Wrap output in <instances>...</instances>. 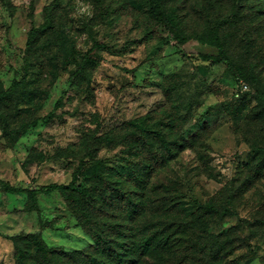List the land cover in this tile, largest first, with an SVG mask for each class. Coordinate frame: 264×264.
I'll use <instances>...</instances> for the list:
<instances>
[{
  "label": "rangeland",
  "instance_id": "374dc122",
  "mask_svg": "<svg viewBox=\"0 0 264 264\" xmlns=\"http://www.w3.org/2000/svg\"><path fill=\"white\" fill-rule=\"evenodd\" d=\"M153 1L0 0V93L19 83L0 99V264H20L21 251L27 264H84L76 253L89 254L96 243L59 193L33 198L1 182L66 185L92 155L106 167L102 178L77 183L91 192L92 208L103 207L92 213L124 222V200L100 202L110 183L135 197L155 189L138 219L149 223L163 194H174L187 217L250 163L245 138L262 136L264 125L255 98L264 99V20L245 6L241 20L220 31L231 66L245 75L236 77L204 61L218 52L200 42L228 16L229 0H157L159 16ZM105 135L110 146L98 144ZM241 190L234 189L237 215L208 217L206 230L221 236L220 246L237 244L221 264H262L264 226L252 224L264 219V179ZM33 233L73 256L36 255L18 238ZM190 256L187 264H203L199 254ZM168 258L165 264H175L179 255Z\"/></svg>",
  "mask_w": 264,
  "mask_h": 264
},
{
  "label": "trees",
  "instance_id": "16d2710c",
  "mask_svg": "<svg viewBox=\"0 0 264 264\" xmlns=\"http://www.w3.org/2000/svg\"><path fill=\"white\" fill-rule=\"evenodd\" d=\"M230 13L221 19H216L207 35L200 37V42L213 46L218 55L216 58L204 56V61L210 64H223L232 71L236 77H245L236 72L231 66V61L227 57L220 38V31L225 26H232L241 20V14L245 6H247L254 19L260 23L264 20V0H229ZM152 9L156 10L159 4L153 1ZM159 16L158 10L154 12ZM50 17L48 16V21ZM160 20L170 29L173 28L171 18L161 16ZM264 24V23H262ZM92 63V60L88 61ZM254 82L252 81V84ZM19 83L14 84L8 91L0 93V99L9 97ZM258 100V112L256 115L264 120V99L261 93L255 96ZM262 136L253 134L251 138H245L250 153L251 161L240 172L238 177H234L223 188V192L217 193L207 200L199 209L187 216L181 217L179 208L176 203V196L171 193H165L156 202L155 211L158 213L156 218L149 223L138 222V219L148 209L152 202L146 198L147 193L155 192L142 191L137 197L131 193L122 192L117 183L107 185V190L103 192L100 202L102 205L110 202L112 198H119L117 204L122 200L125 201L124 216L122 221L106 223L98 218L97 214H93L92 210L99 211L102 206H90L89 197L91 192L84 190L78 185V180L83 177L102 178L101 172L105 169V165L101 160H93L92 155H86L80 160L78 167L74 170L72 180L68 184H48L40 186L36 189L15 188L8 183L1 182L7 192H27L29 196L36 198L37 193L49 194L52 192L59 193L65 202L72 208L80 225L88 231L94 238V251L91 253L78 252L79 258H83L84 264H152V260L156 264H165L169 261L170 255L178 254L179 260L175 264H187L191 260L192 254H199L203 264H221L223 260L238 250L237 244L228 246H220L218 241L221 236L208 232L207 226L210 221H205L208 217L213 219H224L226 217L236 216V202L234 200V189H241L243 194L252 188L257 182L264 179V125L261 127ZM98 144L110 146L113 138L109 135L97 138ZM168 154L173 156L174 152L166 149ZM93 161H90V160ZM110 170V169H106ZM244 178V179H243ZM238 183V185H237ZM115 193H113V192ZM240 191V190H239ZM238 191V192H239ZM114 194V197L111 195ZM84 195L87 196L84 199ZM225 197V199H223ZM177 216V217H175ZM212 219V220H213ZM252 226H264V219H255ZM193 235L194 237H191ZM17 238V237H16ZM14 237V241H17ZM24 241L29 240L33 244V250L36 255H40L43 259L48 260L55 255L73 256L70 252L61 249L49 248L44 241L35 233L18 237ZM121 238V239H120ZM20 264L25 263L24 252H20ZM151 260V262H150ZM264 264V256L261 259Z\"/></svg>",
  "mask_w": 264,
  "mask_h": 264
}]
</instances>
